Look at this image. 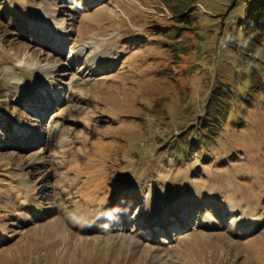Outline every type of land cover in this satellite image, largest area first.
<instances>
[{"label":"rangeland","instance_id":"1","mask_svg":"<svg viewBox=\"0 0 264 264\" xmlns=\"http://www.w3.org/2000/svg\"><path fill=\"white\" fill-rule=\"evenodd\" d=\"M247 1L0 0V264H264Z\"/></svg>","mask_w":264,"mask_h":264},{"label":"trees","instance_id":"2","mask_svg":"<svg viewBox=\"0 0 264 264\" xmlns=\"http://www.w3.org/2000/svg\"><path fill=\"white\" fill-rule=\"evenodd\" d=\"M247 5L246 16L239 23L240 26H244L243 46L247 47L249 55H252L255 52L254 48L259 47L264 41V0H248ZM191 12L181 13L180 17L190 23Z\"/></svg>","mask_w":264,"mask_h":264},{"label":"bare ground","instance_id":"3","mask_svg":"<svg viewBox=\"0 0 264 264\" xmlns=\"http://www.w3.org/2000/svg\"><path fill=\"white\" fill-rule=\"evenodd\" d=\"M109 66H110V64L109 63H104V68H109ZM46 77H48V76H46ZM48 82V81H47ZM41 84H38V85H36L35 87H33V90L35 91V92H38V94H41L40 92H39V90L38 89H40L41 87ZM112 244V243H111Z\"/></svg>","mask_w":264,"mask_h":264}]
</instances>
